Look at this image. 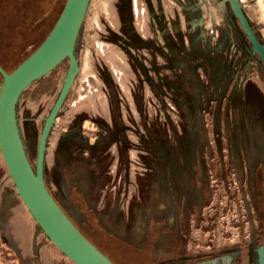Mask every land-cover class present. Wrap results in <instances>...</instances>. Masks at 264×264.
I'll list each match as a JSON object with an SVG mask.
<instances>
[{
	"label": "rangeland",
	"instance_id": "obj_1",
	"mask_svg": "<svg viewBox=\"0 0 264 264\" xmlns=\"http://www.w3.org/2000/svg\"><path fill=\"white\" fill-rule=\"evenodd\" d=\"M65 1L0 0V65L6 71H12L29 50L44 40ZM241 4L259 37L263 27L254 21L260 12L259 4L254 0ZM143 39L148 43L142 45ZM175 46L182 50L181 61L174 60ZM75 54L81 58L80 70L47 138L45 181L52 195L53 191L59 193L56 179L60 149L66 141L64 134L83 133L95 139L103 128L105 132L112 128L115 133L163 134L169 140L178 134L185 146H190L187 138H194L191 148L199 153L198 173L193 181L198 194L191 196L196 202L191 214H186L187 206L183 204L189 201L182 202L185 198L174 201L180 206L174 205L175 223L155 221L154 213L160 211L157 206L151 208L150 220L145 223L134 222L129 212V221H119L114 226L128 235L124 239L131 245L120 240L113 243L98 231L95 222L88 223L91 230L85 229L87 234L95 231L102 236L98 245L109 256L117 258L114 251L122 250L136 264L149 262V254H144L145 259L141 248L135 245L155 246L159 250L165 225L179 227V245L185 249L195 246L193 242L187 245L192 236L184 231L191 227L197 228L193 238L204 248L209 243L217 247L230 243L228 235L233 238L231 241L244 236L253 246L264 240V162L255 156L260 149L264 152V62L252 52L228 2L90 0ZM133 58L140 59V66ZM143 58L144 73L139 71ZM67 67L68 60L64 59L27 86L17 103L18 125L32 164L43 118L59 92ZM241 76H249L247 83L258 81L263 93L246 83L248 87L232 90L230 83ZM134 85L137 93L133 103L127 97ZM120 102L128 126L116 127L111 108L117 114ZM77 115L88 120L81 121ZM103 123L111 124V128ZM173 141L167 144L175 145L177 152L178 142ZM252 149H256L255 154ZM252 169L256 172L254 181L249 177ZM4 189L17 194L0 152V193ZM186 215L190 219L186 220ZM136 225L138 231L134 233L130 227Z\"/></svg>",
	"mask_w": 264,
	"mask_h": 264
},
{
	"label": "crops",
	"instance_id": "obj_2",
	"mask_svg": "<svg viewBox=\"0 0 264 264\" xmlns=\"http://www.w3.org/2000/svg\"><path fill=\"white\" fill-rule=\"evenodd\" d=\"M245 1L240 0L241 3ZM254 2L258 3L260 8L254 21L263 27V31L257 38L264 43V0H254ZM243 12L256 32L257 29L253 26L250 16ZM140 42H143L142 45L148 43L145 39ZM176 50L174 60L181 61L182 50L177 48ZM76 57L80 67L81 58ZM133 61L137 67L140 66V62H137L140 59L135 58ZM141 62L142 68L139 71L144 73L146 70L144 58ZM247 77L249 76L238 77L239 80L232 82L231 89L237 86L240 89L248 87L246 83L260 94L263 93V88L258 81L248 80L247 83L245 82ZM128 93L130 95L127 97L128 100L134 103L135 93H137L135 85L129 88ZM122 105L120 102L117 107L120 113L118 109L117 114L111 108V117L116 127L128 126L122 114ZM89 106L93 108L92 104ZM76 118L81 121L88 120L87 117L80 118V115ZM103 124L111 128L108 126L111 124ZM112 131L111 128V132H105L103 128L102 132L96 134L95 139L88 138L83 133L64 134L66 141L60 149L61 157H58L60 165L57 168L58 179H56L59 193L55 191L52 193L68 217L88 232L91 230L88 223L95 222L99 232L118 244L119 240L125 242L124 238L128 235L120 233L114 224L119 221H129L127 217L129 212L135 218L134 222L145 223L150 220L151 208L157 206L160 211L154 213L157 215L153 218L155 221L175 223L177 219L176 213L174 214V205L179 208L180 206L174 201L178 203L185 198L182 202L189 201L183 204L187 206L186 214L188 212L191 214V208L196 203L193 202L192 197L198 194V186H194L193 181L198 173L199 153L197 149L191 148L196 140L192 137L190 140L187 138L190 146L188 144L185 146L182 135L178 134H173L172 139L169 140L163 134ZM173 139L178 142L179 151L177 152L174 151L175 145L167 144L168 141L174 142ZM159 163L164 168H161ZM254 172L252 169L251 175ZM47 186L50 189V185L47 184ZM0 195H2L0 197V264H76L42 232L20 197L16 196L17 194L4 189ZM140 205H146V207L140 208ZM136 207L139 210H136ZM182 212L185 213L184 210ZM186 216V220L190 219L188 215ZM130 230L137 232V225L131 226ZM164 230V238L159 250H156L155 246L151 248L144 244L135 245L141 248L143 257L146 256L144 254H149L148 261H164L175 254L181 231L176 224L173 227L165 225ZM87 236L95 239L97 244L101 243L102 236L97 232L94 231ZM126 243L131 245L128 241ZM157 251L159 254H155Z\"/></svg>",
	"mask_w": 264,
	"mask_h": 264
},
{
	"label": "water",
	"instance_id": "obj_3",
	"mask_svg": "<svg viewBox=\"0 0 264 264\" xmlns=\"http://www.w3.org/2000/svg\"><path fill=\"white\" fill-rule=\"evenodd\" d=\"M90 0H66L44 40L12 71L0 65V152L17 195L42 232L76 264H115L73 223L48 189L44 159L47 138L75 77L80 70L75 54L77 37ZM228 2L253 53L264 62V46L258 40L239 0ZM64 59L68 60L62 85L38 138L35 162L26 153L18 125L17 103L24 89ZM259 264H264V249Z\"/></svg>",
	"mask_w": 264,
	"mask_h": 264
},
{
	"label": "flooded vegetation",
	"instance_id": "obj_4",
	"mask_svg": "<svg viewBox=\"0 0 264 264\" xmlns=\"http://www.w3.org/2000/svg\"><path fill=\"white\" fill-rule=\"evenodd\" d=\"M242 32V30H241ZM242 35L246 38L244 33L242 32ZM247 40V38H246ZM248 41V40H247ZM232 84V83H230ZM246 153V149H243ZM261 150V149H260ZM258 150L259 152H256V149L250 150L255 154L257 158H260L259 160L264 162V152ZM254 157V155L252 154ZM248 158V154H247ZM255 158V157H254ZM251 160V159H250ZM256 173V172H254ZM251 175L249 173V177L254 181L255 175ZM260 194V193H259ZM59 204V203H58ZM62 208V207H61ZM65 212V211H64ZM67 214V213H66ZM70 218V217H69ZM71 219V218H70ZM74 224L75 221L71 219ZM78 226V225H76ZM78 228L81 230V232L97 247L99 248L106 256H108L115 264H136V261L134 263V260L132 257L124 253L122 250L118 253L119 257L113 258L109 256L93 239L89 238L87 236V232L85 229H82L78 226ZM192 229H185L184 231H188V233H185L186 235H190L192 238H189L187 240V245L188 243L193 242V248L192 247H187L186 249L178 245L176 247V252L175 254L170 257L169 259H166L164 261H159V262H153L150 261L143 262L142 264H259V259H260V253L261 250L264 249V240H259L258 242H254V246L251 244V240L247 241L244 236L242 237L241 240L240 238L231 241V235H228L227 237L230 239V243L227 244H219L218 247L215 246L214 244L209 243L208 248H204L200 244L199 241H197L196 238H193V233L196 227H191ZM184 234V235H185ZM185 235V236H186ZM185 238L184 236H182ZM200 245V247H199ZM199 248V249H198ZM146 259V256H144Z\"/></svg>",
	"mask_w": 264,
	"mask_h": 264
},
{
	"label": "trees",
	"instance_id": "obj_5",
	"mask_svg": "<svg viewBox=\"0 0 264 264\" xmlns=\"http://www.w3.org/2000/svg\"><path fill=\"white\" fill-rule=\"evenodd\" d=\"M62 7H63V6H62ZM61 9H62V8H61ZM60 12H61V10H60ZM60 12H59V14H60ZM59 14H58V15H59ZM6 22H8V20H6ZM37 46H38V45H37ZM37 46H36V47H37ZM36 47H35V48H36ZM35 48H33L31 51L29 50V52L25 55V57H24L21 61H23L28 55H30L31 52H32ZM21 61H20V62H21ZM20 62H19V63H20Z\"/></svg>",
	"mask_w": 264,
	"mask_h": 264
},
{
	"label": "bare ground",
	"instance_id": "obj_6",
	"mask_svg": "<svg viewBox=\"0 0 264 264\" xmlns=\"http://www.w3.org/2000/svg\"><path fill=\"white\" fill-rule=\"evenodd\" d=\"M240 1V0H239ZM56 119V118H55Z\"/></svg>",
	"mask_w": 264,
	"mask_h": 264
}]
</instances>
